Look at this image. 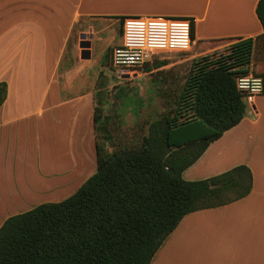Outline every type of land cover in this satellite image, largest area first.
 I'll list each match as a JSON object with an SVG mask.
<instances>
[{"label":"crops","instance_id":"1","mask_svg":"<svg viewBox=\"0 0 264 264\" xmlns=\"http://www.w3.org/2000/svg\"><path fill=\"white\" fill-rule=\"evenodd\" d=\"M257 1L0 0V81L6 83L0 105V225L10 215L70 196L96 170L92 93L73 76L81 79L80 68L61 66L76 25L87 31L103 22L118 26L121 40V17L193 19L197 56L261 34ZM79 36L88 40L85 31ZM259 46L256 41L249 72L264 77ZM239 164L251 171L250 192L185 214L150 264H264V90L182 177L203 179Z\"/></svg>","mask_w":264,"mask_h":264},{"label":"trees","instance_id":"2","mask_svg":"<svg viewBox=\"0 0 264 264\" xmlns=\"http://www.w3.org/2000/svg\"><path fill=\"white\" fill-rule=\"evenodd\" d=\"M255 13L263 32L193 57L175 107L149 122L139 146L109 151L111 137L95 107V133L104 131L102 142L95 140L96 170L63 200L6 217L0 264H150L185 214L245 197L252 174L244 164L196 180L182 172L245 113L236 80L249 73L256 41L264 51V0ZM5 96L0 81V105Z\"/></svg>","mask_w":264,"mask_h":264},{"label":"rangeland","instance_id":"3","mask_svg":"<svg viewBox=\"0 0 264 264\" xmlns=\"http://www.w3.org/2000/svg\"><path fill=\"white\" fill-rule=\"evenodd\" d=\"M106 25L105 22L98 24L92 31H87V26L76 25L66 44L61 66L81 69L80 80L77 79L79 74L73 76L84 87L80 91L92 93L93 111L96 107L100 115L98 125L104 126L111 137L107 149L136 147L147 133L149 122L175 107L191 59L196 55L192 45L187 50L159 52L137 71L124 77L110 62L112 47L120 40L119 27ZM82 31L90 41L91 56L88 59L80 58L79 35ZM200 44L197 41L196 47ZM228 45L197 56L215 55ZM159 62L163 64L157 66ZM103 135L104 131L99 128L96 131L98 141L102 142Z\"/></svg>","mask_w":264,"mask_h":264},{"label":"built area","instance_id":"4","mask_svg":"<svg viewBox=\"0 0 264 264\" xmlns=\"http://www.w3.org/2000/svg\"><path fill=\"white\" fill-rule=\"evenodd\" d=\"M193 44L190 19L164 15L122 19L121 40L112 48L110 62L119 74L141 68L159 52L187 50ZM238 90L250 101L264 90V77L249 72L236 80Z\"/></svg>","mask_w":264,"mask_h":264},{"label":"water","instance_id":"5","mask_svg":"<svg viewBox=\"0 0 264 264\" xmlns=\"http://www.w3.org/2000/svg\"><path fill=\"white\" fill-rule=\"evenodd\" d=\"M79 47H80V57L81 58H89L90 57V42L88 40H82L79 42ZM124 77H127L128 75H122Z\"/></svg>","mask_w":264,"mask_h":264}]
</instances>
